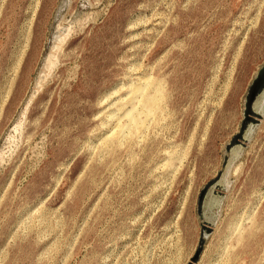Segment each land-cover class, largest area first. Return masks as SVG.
Returning a JSON list of instances; mask_svg holds the SVG:
<instances>
[{
    "label": "rangeland",
    "instance_id": "1",
    "mask_svg": "<svg viewBox=\"0 0 264 264\" xmlns=\"http://www.w3.org/2000/svg\"><path fill=\"white\" fill-rule=\"evenodd\" d=\"M262 67L264 0H0V264H264Z\"/></svg>",
    "mask_w": 264,
    "mask_h": 264
},
{
    "label": "bare ground",
    "instance_id": "2",
    "mask_svg": "<svg viewBox=\"0 0 264 264\" xmlns=\"http://www.w3.org/2000/svg\"><path fill=\"white\" fill-rule=\"evenodd\" d=\"M49 58L50 56L48 57V59H46L47 69H49L52 63L54 62L53 58H52V62L51 60H49ZM47 69L46 71L50 70ZM154 87L155 84L151 85L149 89H146L147 83H145L143 89L137 91L129 99L130 112H128L125 115L124 120L121 123H118L116 131H114V133L110 136L111 138L110 144L113 142V144L115 145H120L122 141V137L125 136L126 139L127 138L130 139L135 137L137 133L140 132L142 127L145 125L146 121L151 117V115L154 113L156 109V97H155V91L153 90ZM143 130L141 132H143Z\"/></svg>",
    "mask_w": 264,
    "mask_h": 264
},
{
    "label": "water",
    "instance_id": "3",
    "mask_svg": "<svg viewBox=\"0 0 264 264\" xmlns=\"http://www.w3.org/2000/svg\"><path fill=\"white\" fill-rule=\"evenodd\" d=\"M263 84H264V67H262L260 69V71L257 72L256 77L253 80L252 85L250 86L249 94H248V98H247V102H246V111L245 112H249L250 103L253 100V97L255 96L256 91L259 90V88ZM226 149H227V147H226ZM208 230H209V227H205V231H208ZM197 253H198V249L195 251L193 257H191L190 261L187 264H192V261L195 260Z\"/></svg>",
    "mask_w": 264,
    "mask_h": 264
}]
</instances>
